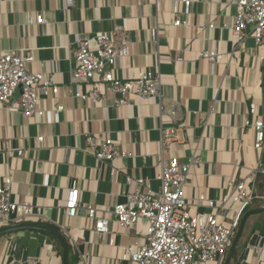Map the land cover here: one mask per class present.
I'll return each mask as SVG.
<instances>
[{
  "label": "crops",
  "instance_id": "1",
  "mask_svg": "<svg viewBox=\"0 0 264 264\" xmlns=\"http://www.w3.org/2000/svg\"><path fill=\"white\" fill-rule=\"evenodd\" d=\"M185 11L182 1L171 0H74L70 7L65 0H0V55L31 51V70L50 74L59 87L57 97L41 100L48 111L44 118L0 113V185L5 176L12 177V199L40 209L43 223L68 236L75 264H129L121 258L124 248L138 249L148 229L146 220L137 231L112 221L111 233H99L84 208L68 217L64 209L75 180L82 205L92 204L99 217L108 218L105 209L123 202L136 179H147L158 189L157 177L171 158L184 162L196 156L185 189L194 219L221 211L201 201V195L220 204L230 191L228 179H244L253 171L264 174V148H255V131L245 125L251 103L264 109V43L257 45L250 35L243 47L237 46L231 30L236 0H193ZM38 15L46 22L37 23ZM177 15L189 26L174 25ZM210 23L215 27L208 28ZM199 26L206 28L198 32ZM103 32L118 47H127L116 61L117 75L158 73L159 97L116 105L73 96L78 84L81 92L88 91L85 82L76 85L71 78L76 38ZM202 47L222 54L214 67L200 58ZM59 104L64 111L56 112ZM171 127L175 143L164 146L163 130ZM87 134L111 138L129 156L97 159L86 148ZM262 206L264 202L251 209ZM238 207L228 208L227 225ZM241 241L234 264H264V255L258 262L257 254L264 246V213L247 221ZM0 264H63L62 249L47 234L14 232L0 237Z\"/></svg>",
  "mask_w": 264,
  "mask_h": 264
},
{
  "label": "built area",
  "instance_id": "2",
  "mask_svg": "<svg viewBox=\"0 0 264 264\" xmlns=\"http://www.w3.org/2000/svg\"><path fill=\"white\" fill-rule=\"evenodd\" d=\"M174 3L182 1L188 12L193 0H171ZM66 6H73L74 0H65ZM31 22L33 19H30ZM37 23H45L43 15L36 16ZM176 26H189L187 20L177 15ZM215 27L210 23L208 28ZM206 27L199 26L198 32ZM236 36L237 46H244L246 39L252 35L257 45L264 43V0H236V12L231 26ZM127 47L120 48L114 38L106 33L95 36L80 34L75 41L73 51L75 66L71 72L72 81L85 82L87 92L78 88L75 98L97 103L100 100H111L116 105H128L136 97H159L162 82L160 75L152 70L139 71L128 78L117 75L115 64L119 57L125 55ZM200 58L208 60L213 67L221 60L222 54L217 49L202 47ZM183 61V57L177 58ZM35 57L31 51L23 54L6 52L0 55V113L3 111L21 112L27 117H46L48 111L41 107L44 97L59 94V87L53 77L45 72H33L31 64ZM264 64V57H262ZM59 104L56 112L64 111ZM165 106L160 104L161 113ZM250 117L245 120L247 127L255 131L254 146L264 148V109L263 105L253 102L249 109ZM175 128L163 130L162 143L171 146ZM87 150L97 159L114 161L117 158L129 156L128 152L117 145L111 138L87 134ZM41 142L44 137H39ZM21 153V152H20ZM198 161L194 156L189 161H181L178 157L171 158L157 177L160 187L155 189L148 180L136 179L126 199L114 207L105 210L110 217H99L98 208L92 204L82 205L78 181H73L69 189L64 213L68 217L78 215L84 208L89 220L95 221L94 228L99 233H111V222L127 231H137L141 220L148 222L145 243L138 249L125 247L122 259L129 264H224L243 215L256 198L255 181L257 172L240 180L228 179L229 193L221 203L200 196L211 208L220 207L221 211L202 214L191 219L189 203L185 189L190 180L193 165ZM127 181L133 179L127 176ZM239 203L234 217L229 225L225 222L228 208ZM45 218L40 209H35L29 202H18L12 199V177H4L0 185V227L21 222H41ZM70 234V233H69ZM77 240L76 234H71ZM68 237V236H67ZM69 239V238H68ZM71 243V240H69ZM258 262L264 255V246L257 248Z\"/></svg>",
  "mask_w": 264,
  "mask_h": 264
},
{
  "label": "water",
  "instance_id": "3",
  "mask_svg": "<svg viewBox=\"0 0 264 264\" xmlns=\"http://www.w3.org/2000/svg\"><path fill=\"white\" fill-rule=\"evenodd\" d=\"M263 213H264V206L260 208H256V209H250L243 215L240 226L236 232V235L231 244V247L229 248V251L226 255L224 264H231L236 248L244 233L247 221L252 216L260 215ZM24 230L44 233V234H47L57 239L62 249L63 264H71V260H70L71 243L68 237L65 235V233H63V231L53 227L52 225H48V224L40 223V222H21V223L12 224V225H6V226L0 227V237L14 233V232L24 231Z\"/></svg>",
  "mask_w": 264,
  "mask_h": 264
},
{
  "label": "trees",
  "instance_id": "4",
  "mask_svg": "<svg viewBox=\"0 0 264 264\" xmlns=\"http://www.w3.org/2000/svg\"><path fill=\"white\" fill-rule=\"evenodd\" d=\"M255 195L256 198L253 201V205H260L264 202V174L259 173L257 174V178L255 181ZM55 240V242L61 247L59 241L57 239H55L54 237H51ZM244 244L243 242H239L236 251L234 253L233 259L231 264H234V262L237 260L240 250L241 248H243ZM70 260H71V264H75L77 262V258L75 257L74 253H73V248L71 246V251H70Z\"/></svg>",
  "mask_w": 264,
  "mask_h": 264
},
{
  "label": "rangeland",
  "instance_id": "5",
  "mask_svg": "<svg viewBox=\"0 0 264 264\" xmlns=\"http://www.w3.org/2000/svg\"><path fill=\"white\" fill-rule=\"evenodd\" d=\"M238 206H239V203H236V207H238ZM252 206H253V203L248 207V209L246 211L250 210Z\"/></svg>",
  "mask_w": 264,
  "mask_h": 264
}]
</instances>
